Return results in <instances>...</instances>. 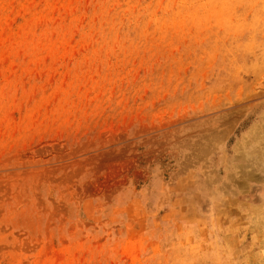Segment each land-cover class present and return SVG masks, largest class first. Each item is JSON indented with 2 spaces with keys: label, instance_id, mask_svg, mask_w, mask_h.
Returning <instances> with one entry per match:
<instances>
[{
  "label": "rangeland",
  "instance_id": "rangeland-1",
  "mask_svg": "<svg viewBox=\"0 0 264 264\" xmlns=\"http://www.w3.org/2000/svg\"><path fill=\"white\" fill-rule=\"evenodd\" d=\"M264 0H0V264H263Z\"/></svg>",
  "mask_w": 264,
  "mask_h": 264
},
{
  "label": "bare ground",
  "instance_id": "bare-ground-1",
  "mask_svg": "<svg viewBox=\"0 0 264 264\" xmlns=\"http://www.w3.org/2000/svg\"><path fill=\"white\" fill-rule=\"evenodd\" d=\"M260 260H261L262 263L264 264V258H263V257H260Z\"/></svg>",
  "mask_w": 264,
  "mask_h": 264
}]
</instances>
